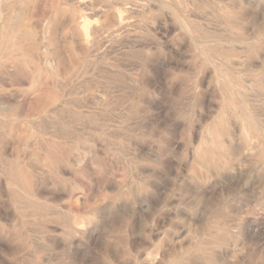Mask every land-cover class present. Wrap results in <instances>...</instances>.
I'll return each mask as SVG.
<instances>
[{
  "label": "rangeland",
  "instance_id": "rangeland-1",
  "mask_svg": "<svg viewBox=\"0 0 264 264\" xmlns=\"http://www.w3.org/2000/svg\"><path fill=\"white\" fill-rule=\"evenodd\" d=\"M0 4V264H264V0Z\"/></svg>",
  "mask_w": 264,
  "mask_h": 264
},
{
  "label": "bare ground",
  "instance_id": "bare-ground-1",
  "mask_svg": "<svg viewBox=\"0 0 264 264\" xmlns=\"http://www.w3.org/2000/svg\"><path fill=\"white\" fill-rule=\"evenodd\" d=\"M1 1H4V0H1ZM0 5H2V4H0ZM122 11L124 12V16H120L119 17V20L117 22V26H116L115 30H113V33L114 32H119L124 27V25L127 23V19L129 18V15L133 14V13H136L137 9L123 8ZM98 31H102V30H98ZM2 155H3V158H4V162L6 163V165L8 166V169H9V176L7 178V180H8L7 183H8V185L9 184L10 185L11 184H15L16 180H17V159L13 157L11 151L9 150V147L3 149ZM23 168H26V167L23 166ZM1 179L2 178H0V182H1Z\"/></svg>",
  "mask_w": 264,
  "mask_h": 264
}]
</instances>
